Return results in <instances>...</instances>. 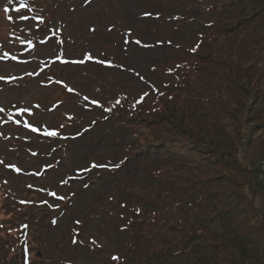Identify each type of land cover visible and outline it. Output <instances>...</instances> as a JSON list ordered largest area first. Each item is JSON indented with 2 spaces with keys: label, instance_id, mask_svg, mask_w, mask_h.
Masks as SVG:
<instances>
[{
  "label": "rangeland",
  "instance_id": "374dc122",
  "mask_svg": "<svg viewBox=\"0 0 264 264\" xmlns=\"http://www.w3.org/2000/svg\"><path fill=\"white\" fill-rule=\"evenodd\" d=\"M210 1L218 5L222 0ZM155 2L0 0V264H105L98 253L117 252L130 240L113 226L119 206L113 195L126 196L118 188L128 178L144 185L160 180L172 197L141 204L143 214L157 210L162 216H180L197 210L202 213L198 220L219 236L233 230V219L242 221L252 229L257 251L244 247L241 255L234 250L239 261L264 264V161L246 144L248 136L260 132L259 140L264 139L259 106H238L236 122L211 107L198 109L214 133L226 122L237 163L263 178L253 182L259 192L256 221L248 219L243 187L231 181L240 174L237 167L228 160L210 166L215 162L209 155L220 147L226 150L224 145L198 146L174 131V139L197 148L190 161L156 150L158 131L177 129L160 127L158 114L126 111L123 118L119 111L107 118L106 99L138 96L148 89L146 79L157 85L168 80L151 70L158 61L171 65L175 60L172 51L157 44V22L150 17L161 12ZM188 2H180L177 13ZM198 26L192 22V29ZM170 91L178 90L170 86ZM126 157V163L118 160ZM202 177L210 178L204 188L194 181ZM232 186L238 188L230 191ZM209 190L213 193L207 195ZM221 196L230 203L224 206L226 213L215 216ZM164 222L158 221L161 226L151 234L163 236ZM166 251L145 259L130 254V261L196 264L173 249Z\"/></svg>",
  "mask_w": 264,
  "mask_h": 264
},
{
  "label": "trees",
  "instance_id": "16d2710c",
  "mask_svg": "<svg viewBox=\"0 0 264 264\" xmlns=\"http://www.w3.org/2000/svg\"><path fill=\"white\" fill-rule=\"evenodd\" d=\"M183 1L187 0H156L161 12L150 16L157 22V44L162 45L164 51H172L169 56L175 58L171 65L158 61L157 65L152 66L154 74L168 79L160 83L164 89L146 79L148 89L144 93L138 96L121 94L106 99V115L109 118L119 111H124L118 113L123 118L126 111H132L133 115L158 114V119H161L158 123L160 127L168 124L175 125L177 129L159 130L153 139L154 146H159L156 150L160 153L181 154L190 161L196 159L197 148L187 145L179 138L174 139V131H181L187 142H194L198 146L206 142L224 145L226 150L220 147L209 155L215 162L210 166L218 167L228 160L237 167L240 174L233 176L231 181L243 187L239 189L243 191V200L250 205L248 219L252 216L256 221V199L259 192L253 182H261L263 178H258V170L253 173L245 165L241 167L242 164L237 163V148L226 130V122L224 125L218 124L214 133V130L208 129L198 109L203 108L202 106L211 107L214 111L225 114L231 122H236L237 107L253 103L259 106L264 123V0H222L218 5L212 4L210 0H189V7L177 13L179 3ZM170 8H173L171 13ZM249 13L250 16L247 15ZM255 13L257 14L252 17ZM222 20H227L225 23L229 24L224 25ZM193 21L199 23L196 29L191 27ZM260 81L263 82L262 85ZM170 86L178 90L177 94L171 93ZM232 87L236 89L234 92ZM189 134H193V137L189 138ZM260 134L261 132L258 136H248L246 144H250L247 146L254 151V157L264 161V139L262 142L259 140ZM118 160L126 163L128 159ZM159 173L161 171L157 177ZM209 179L202 177L194 181L204 188L207 186L204 183ZM148 182V185H144L132 178L125 179L118 190L129 197L113 195L118 198L119 203L113 226L130 240L124 241L117 252L98 253L105 264H134L130 261V254L145 259L147 254L164 255L166 250L171 249L175 250L178 257L196 264H218V260L225 261L224 264H243L235 251L240 250L241 255L244 247L257 251L250 233L251 228L236 219L231 221L233 230L219 236L210 232L198 220L197 217L202 213L197 210L180 216H162L157 210H149V214H143L141 204H157L159 200L166 198L171 201L172 198L168 190L160 186L164 185L160 180ZM236 188L238 187L232 186L230 191H235ZM212 193L209 190L207 195ZM204 197L197 198V203L203 202ZM228 202L230 200L218 197L214 215L226 213L224 206ZM162 219L165 221L161 231L163 236L151 234L154 227L161 226L158 221ZM222 219L226 221L224 216ZM259 222L263 225V221ZM252 259L255 261L256 257Z\"/></svg>",
  "mask_w": 264,
  "mask_h": 264
},
{
  "label": "snow or ice",
  "instance_id": "6c2138e0",
  "mask_svg": "<svg viewBox=\"0 0 264 264\" xmlns=\"http://www.w3.org/2000/svg\"><path fill=\"white\" fill-rule=\"evenodd\" d=\"M23 18H27V17H23ZM9 19H11V17H9ZM87 99V98H86ZM51 135H55L56 133L55 132H52V133H50ZM53 195H55V193H53ZM114 259H118V258H116V257H114Z\"/></svg>",
  "mask_w": 264,
  "mask_h": 264
}]
</instances>
